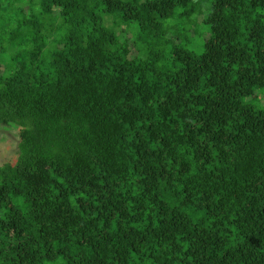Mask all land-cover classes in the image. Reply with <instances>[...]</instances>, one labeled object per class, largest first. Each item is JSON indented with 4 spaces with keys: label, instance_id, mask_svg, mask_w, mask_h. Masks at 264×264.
<instances>
[{
    "label": "trees",
    "instance_id": "obj_1",
    "mask_svg": "<svg viewBox=\"0 0 264 264\" xmlns=\"http://www.w3.org/2000/svg\"><path fill=\"white\" fill-rule=\"evenodd\" d=\"M8 127L0 264H264V0H0Z\"/></svg>",
    "mask_w": 264,
    "mask_h": 264
},
{
    "label": "rangeland",
    "instance_id": "obj_2",
    "mask_svg": "<svg viewBox=\"0 0 264 264\" xmlns=\"http://www.w3.org/2000/svg\"><path fill=\"white\" fill-rule=\"evenodd\" d=\"M203 39V36L196 38L193 44H199ZM17 132V128H0V164L15 158L18 149Z\"/></svg>",
    "mask_w": 264,
    "mask_h": 264
}]
</instances>
